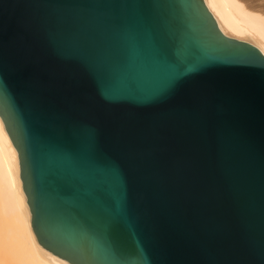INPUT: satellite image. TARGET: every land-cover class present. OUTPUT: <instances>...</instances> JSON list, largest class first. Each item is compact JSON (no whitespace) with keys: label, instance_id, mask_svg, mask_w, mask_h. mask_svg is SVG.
I'll return each mask as SVG.
<instances>
[{"label":"water","instance_id":"obj_1","mask_svg":"<svg viewBox=\"0 0 264 264\" xmlns=\"http://www.w3.org/2000/svg\"><path fill=\"white\" fill-rule=\"evenodd\" d=\"M0 116L69 263L264 264V54L204 0H0Z\"/></svg>","mask_w":264,"mask_h":264},{"label":"bare ground","instance_id":"obj_2","mask_svg":"<svg viewBox=\"0 0 264 264\" xmlns=\"http://www.w3.org/2000/svg\"><path fill=\"white\" fill-rule=\"evenodd\" d=\"M220 30L264 54V0H204ZM18 152L0 116V264H71L42 247L31 228Z\"/></svg>","mask_w":264,"mask_h":264}]
</instances>
